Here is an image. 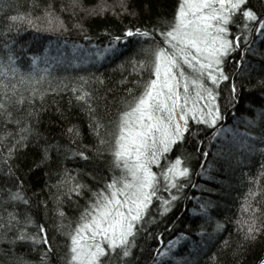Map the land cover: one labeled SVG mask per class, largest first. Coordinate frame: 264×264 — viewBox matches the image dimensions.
<instances>
[{
    "label": "snow or ice",
    "instance_id": "6c2138e0",
    "mask_svg": "<svg viewBox=\"0 0 264 264\" xmlns=\"http://www.w3.org/2000/svg\"><path fill=\"white\" fill-rule=\"evenodd\" d=\"M60 7L72 16L77 11H83L85 16H103L106 12L117 17L139 14L137 8L129 6L128 0H117L114 5L102 0L89 8H84L81 0H70L68 6ZM142 7L151 13L152 0H144ZM12 8L11 2L4 4L5 11ZM42 15L47 18L48 27L55 20L59 29L67 30L50 3L45 5ZM6 19L10 23L3 31L19 33L21 23L34 26L33 20L38 21L40 17H33L30 10L20 11L17 7ZM161 22L164 27H159V22L125 26L116 35L103 30L108 36L106 52L115 53L118 45L133 43L140 45L144 55L130 61L132 71L139 73L140 79L131 81L132 86L125 89L127 98L121 97L124 106L112 119L105 121L97 114L93 103L97 97L91 92L81 88L77 94L73 87L75 99L82 102V111L87 113L88 129L94 139L92 144L82 142L83 134L75 123L50 130L51 134L42 138L33 127V121L39 119V110L30 106L20 113V108L26 100L31 104L43 93L32 88L25 95L20 85L25 79L37 83L38 79H43V73L39 78L25 73L17 79L18 69L12 55L0 63V77H4L0 79V119L5 126L0 131V143L5 148L0 152V164L7 166V172L0 177L4 185L0 186L3 194L0 196V239L8 243V247L0 251V264H27L15 252L17 244L39 248V264H51L49 254L60 243L55 235L49 237L46 221L36 222L28 208L32 194L24 191V181L16 171L19 165L14 167L9 163L18 152L28 149L29 142L35 149L30 159L25 156L29 170L50 168L54 162L59 165L55 174L60 179L44 185L48 195H41V189L34 194L45 218L49 201H52L55 219L51 227L55 233L66 237L61 256L64 264H140L143 242L153 238L148 225L159 221L184 198L183 190L191 182L194 171L207 176V169L213 166L211 162L204 166L208 155L205 145L223 136L225 129L221 124L226 112L234 111L240 103L237 73H248L249 83L244 91L259 88L264 92V47H261L264 45V0H178L171 17ZM74 26L84 30L80 21ZM246 54L250 57L248 60L244 59ZM144 71L149 73L147 78L143 77ZM97 79L103 83L101 78ZM14 112L20 114L14 115ZM57 113L59 119L55 123L65 119L59 108ZM261 115L264 116V112ZM254 123L255 119L247 121L249 126ZM8 124L14 125V129L7 128ZM225 140L230 143L221 144L214 155L226 166L235 159L232 150L237 146L264 155V131L256 136L250 130H233L232 137H225ZM189 143L193 145L192 151H187ZM173 152L176 154L170 155ZM105 153L111 175L106 174L96 187L77 179L81 169L69 171L63 166L68 158H79L85 165L103 161ZM193 153L200 157V166L196 169L190 165ZM261 169L264 174V165ZM249 179L255 181V186L250 184L244 197L242 207L248 215L242 223L237 221L241 225L237 240L220 239L224 225L220 220H213L209 211L211 200H201L199 207L191 210L196 219L207 220L211 227V232L205 236L203 223L199 226L202 243L208 247L218 243L221 249L228 251L232 264H242L250 248L264 235V221L257 216L259 202L253 203L262 189L258 177ZM9 180L14 181V186L7 184ZM80 197L85 203L78 214L69 219L62 207L65 198L75 201ZM18 204L26 206L23 215L16 207ZM4 205H11V210ZM166 227L173 230L174 224L168 223ZM186 238L187 234L179 231L167 242V247L157 243L151 264H158ZM155 239L160 240L158 232ZM196 247L199 255L200 245ZM211 259L213 262L217 259L215 252ZM184 264H198V261L186 260ZM258 264H264V255Z\"/></svg>",
    "mask_w": 264,
    "mask_h": 264
},
{
    "label": "trees",
    "instance_id": "16d2710c",
    "mask_svg": "<svg viewBox=\"0 0 264 264\" xmlns=\"http://www.w3.org/2000/svg\"><path fill=\"white\" fill-rule=\"evenodd\" d=\"M9 2L13 4V8L5 11L4 4ZM100 2L102 0H81L84 8L92 7ZM106 2L114 5L117 0H106ZM128 2L129 6L137 8L138 15L122 14L117 17L106 12L103 16H85L83 11H77L76 15L72 16L70 12L62 11L60 7L61 5L68 6L70 0H0V63L7 61L8 55H12L14 58L13 63L18 69L17 79L25 73L32 74L35 78H39L43 73V79H38L37 83L32 84L25 79L23 84L20 85V91L25 95L32 88H36L38 92L43 93L42 96L37 95L31 104L26 100L20 108V113L25 112L30 106L39 110V119L33 121V127L41 134L42 138L50 135V130L56 131L61 127H66L69 123H75L79 125L83 134L82 142L84 144L94 143L88 129L87 113L82 111V102L77 101L74 97L72 91L74 86L77 89V94L83 88L91 92L94 97H97L93 100V103L96 104L97 114L103 117L105 121L114 118L117 110L123 108L124 104L121 97L127 98L125 89L132 86L131 81L140 79L139 73L133 72L130 66L133 57L136 59L143 58L144 54L139 44L123 43L116 47L115 53L106 52L98 59L90 56L86 57L87 54H81L83 59L74 60L65 57V53L56 55V51L58 46L65 44L72 45L75 48H79L81 45L102 48L108 44V36L103 31L104 29L116 35L120 34L125 26H142L146 22H159L158 26L164 27L165 25L161 21L171 17L178 0H152L151 13H147L143 9L144 0H128ZM49 3L55 9V12L59 14L67 30L59 29L55 20H53L52 26L48 27L47 18L42 15V12L45 5ZM17 7L20 11L30 10L33 17L39 16L40 19L38 21L33 20L34 26L21 23L19 33H5L3 29L10 23L6 17L11 15ZM117 11H119V8H117ZM76 21H80L84 25V30L74 26ZM5 36L8 39H5ZM85 37L89 38L86 39ZM5 45H7V48ZM49 47L55 48L51 50ZM261 47H264V45H261ZM41 53H45V56H42ZM234 56L237 59L240 58L238 53H234ZM249 58L248 54L244 57L245 60ZM33 60L36 61L35 64H33ZM148 74V71H144L143 77L147 78ZM81 77L84 79H80ZM97 78H101L103 83H100ZM0 79H4V77H0ZM236 81L241 88L240 103L235 106L234 111L229 109L226 112V119L221 124L225 129L223 136L205 145L208 155L204 166L207 167L208 162H211L213 166L207 169V176H200L194 171L191 182L183 190L184 198L178 201L163 218L148 225L153 238L144 240L139 256L140 264H151L155 245L160 243L162 246L167 247V242L179 231L185 232L187 238L181 239L176 247L170 250V254L159 261L158 264L171 262V259L179 258H182V264L186 260L198 261V264H232V258L228 251L221 249L218 243L211 247L202 243L199 226L203 223L205 236L208 232H211V227L207 220L196 219L191 210L198 208L201 200H211L212 208L209 211L213 220H220L224 225L220 239L230 237L232 241L237 240L241 226L237 221L242 223L248 215L242 207L244 197L249 191L250 184L255 186V181H250L249 177H258L262 191L255 197L253 203L259 202L260 212L257 213V216L260 221H264V174H262L261 169V165H264V155L258 151L248 152L237 146L234 150L230 149L233 157H235L230 166H226L219 156L214 155L219 151L221 144L225 146L229 144L225 137H232L233 130L240 132L250 130L256 136L264 131V116L261 115L264 112V92L259 88L248 91L243 90L249 83L247 72H238ZM50 88L55 89V91H49ZM138 90L139 84L137 85ZM224 94L226 95V93ZM221 105L223 107L222 99ZM58 108L64 113L65 119L55 123L59 119ZM20 113L14 112L13 114L19 115ZM252 119H255V123L249 126L247 121ZM4 127L3 120L0 119V131H3ZM6 127L14 129L12 124H8ZM61 140L63 141L64 138L61 137ZM192 149L193 145L189 143L187 151H192ZM4 150V144L0 143V152ZM33 151L35 149L32 143L29 142L28 149L18 152L9 163L14 167L19 165L16 171L24 181V191L32 194L30 196L31 205L28 208L31 210L36 222L46 221L49 225V237L55 235L56 240L60 242L58 246L53 247L52 252L49 254L51 264H64L61 256L65 251L64 241L66 237L55 233V229L51 227L55 219L51 211L52 201H49L48 216L45 218L43 210L38 208V197L34 194L37 189H41V195H48V190L44 188V185L46 182L51 184L60 179L55 174L59 165L54 162L50 168L42 167L38 170H29L28 159L31 158ZM175 154L173 152L170 155L174 156ZM89 155H91V152H89ZM25 156L28 159H25ZM107 159L108 155L105 153L103 161H93L85 165L79 158H68L63 161V166L69 171L81 169L82 171L78 174L77 179L96 187L106 174L111 175L107 169ZM199 161L200 157L193 153V158L190 161L191 167L193 169L198 168L200 166ZM153 168L155 170L156 166H153ZM6 172L7 166L0 164V177H3ZM46 172L47 175H45ZM88 173H91V175ZM7 184L14 186V181L9 180ZM0 186H4L2 180H0ZM52 191H55V189H52ZM2 195L0 193V196ZM84 203L83 197L77 198L75 201L65 198L62 207L65 209L68 218L73 219ZM4 206L11 210V205ZM16 207L23 215L26 206L18 204ZM168 223L174 224L173 230L166 227ZM157 232L160 234L159 241L155 239ZM197 245H200L199 255H197ZM189 246L194 247V251L190 252L191 255H185L184 249ZM7 247L8 243L0 239V251ZM15 252L21 255L27 264H39V248L33 249L27 245L17 244ZM213 252L217 255L215 262L211 259ZM263 252L264 235L260 237L256 245L250 248L242 264H255ZM165 258H168L169 261H165Z\"/></svg>",
    "mask_w": 264,
    "mask_h": 264
},
{
    "label": "rangeland",
    "instance_id": "374dc122",
    "mask_svg": "<svg viewBox=\"0 0 264 264\" xmlns=\"http://www.w3.org/2000/svg\"><path fill=\"white\" fill-rule=\"evenodd\" d=\"M49 48L51 50H54L55 47H53V48L49 47ZM104 49H105V46L102 48H99L97 46L81 45L79 48H75L72 45L65 44V45L58 46L56 53H57V55H63L65 53V57H69L70 59H74V60L83 59L84 54H87L86 57L90 56V57H94V58L98 59L100 56H102L104 53H106V51ZM78 50H80L81 52H79ZM76 52H78V53H76ZM98 52H100L102 54L98 55L97 54ZM81 54H83V55H81ZM165 259H166L165 261H167V260L169 261L168 258H165ZM170 261L171 262H163V264H182L181 261H183V260H182V258H179V259H171ZM161 264H162V262H161Z\"/></svg>",
    "mask_w": 264,
    "mask_h": 264
},
{
    "label": "bare ground",
    "instance_id": "6f19581e",
    "mask_svg": "<svg viewBox=\"0 0 264 264\" xmlns=\"http://www.w3.org/2000/svg\"><path fill=\"white\" fill-rule=\"evenodd\" d=\"M45 54V53H44ZM43 53H41V55L42 56H45ZM56 55H57V53H56ZM229 143H230V141H228ZM194 251V247H188L187 249H184V254L185 255H189L190 254V252H193Z\"/></svg>",
    "mask_w": 264,
    "mask_h": 264
},
{
    "label": "water",
    "instance_id": "95a60500",
    "mask_svg": "<svg viewBox=\"0 0 264 264\" xmlns=\"http://www.w3.org/2000/svg\"><path fill=\"white\" fill-rule=\"evenodd\" d=\"M262 255H264V252H263V254H262ZM262 255H261V256H262ZM261 256H260V257H261ZM260 257H259V258H260ZM258 261H259V259L257 260V262H256L255 264H258Z\"/></svg>",
    "mask_w": 264,
    "mask_h": 264
}]
</instances>
